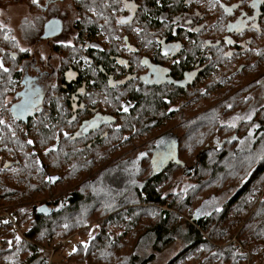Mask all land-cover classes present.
<instances>
[{
    "label": "flooded vegetation",
    "instance_id": "1",
    "mask_svg": "<svg viewBox=\"0 0 264 264\" xmlns=\"http://www.w3.org/2000/svg\"><path fill=\"white\" fill-rule=\"evenodd\" d=\"M21 6L33 19L23 16L18 27L36 49L21 48L4 18ZM55 109L61 135L92 172L88 186L109 200L124 198L96 189L111 170L128 174L132 192L167 166L161 174H173L166 181L173 188L162 193L176 197L210 172L202 171V156L221 170L229 156L251 157L247 166L233 164L249 169L235 183L213 189L212 173L204 180L192 222L212 220L250 184L255 241L264 235V183L252 178L264 139V0H0V157L15 154L11 142L33 145ZM185 141L189 158L181 154ZM138 169L150 173L143 182ZM50 200L36 205V215L43 206L63 209ZM231 243L237 264H252V251L235 237Z\"/></svg>",
    "mask_w": 264,
    "mask_h": 264
},
{
    "label": "trees",
    "instance_id": "2",
    "mask_svg": "<svg viewBox=\"0 0 264 264\" xmlns=\"http://www.w3.org/2000/svg\"><path fill=\"white\" fill-rule=\"evenodd\" d=\"M81 30L82 34H87L85 32L87 31L88 36H93L92 27L89 29L82 27ZM151 107L153 108L154 105ZM152 108L151 113H154L155 109ZM55 111L38 129L33 145L26 144V140L11 142L15 154L4 151L3 157H0V160L7 159L13 162L8 168L0 166V188L5 190L3 198L8 199V202L13 201L16 206L28 207V211L22 213V216L18 210L5 208L11 212L15 222L21 226L23 236L19 237L13 232L9 223H2L3 239L0 258L6 251L13 249L11 247L15 246L19 238L22 239L19 242L22 245L21 251L27 248L33 252L30 262L45 264L50 251H57L63 247L64 241L69 240L68 236L60 240L58 245L55 243L49 247L44 245V247L38 237L44 230L51 228L67 234L77 232L79 239L74 251L67 256L68 259L74 260V264L86 260L88 264H149L163 247L175 243L173 241L175 237L176 242L182 244L181 253L168 264H237L233 256L235 250H228L234 246L231 243L234 237L245 246L247 251H252L254 256L251 258L252 264H264V241H260L264 239V235H260L259 241H255L254 236L256 229L253 225L258 218L256 213L251 212L256 205V200L251 197L250 184L242 193L228 202L227 209L217 214L212 220H201L198 223L190 219L192 220L194 206L206 191L204 173L203 179H200L199 188L189 189L186 192L180 190L176 197L165 196L162 193V188L170 177L166 172L150 179L142 190H133V196L131 197L130 193L127 201L122 203L115 200L116 203H113L109 197L94 193L88 186L87 178L92 175V172L86 171L87 168L83 166L81 157L75 150L74 142L67 141V138L61 135V129L65 124L58 109ZM183 144L186 146L181 154L189 158L186 150L191 143L185 141L182 142ZM262 144H264V139L260 142V146ZM66 150H69L68 153ZM201 161L202 171H210L211 177L227 174L219 167L209 166L206 157L202 156ZM261 161L262 164L252 176L258 181L259 177L264 175V161ZM232 171L235 170L232 169ZM134 174L139 179L144 172H139L138 169V172ZM148 176L150 175H146ZM144 180L146 178L140 181ZM60 185L61 190L64 189L61 195L70 187H74L70 192L68 202L63 203L67 195L49 201L51 205H62L63 209L49 216L36 215L34 212L36 206L31 202L36 200L38 195H45L48 191L52 194L56 193ZM183 193L184 196L181 195ZM261 196L263 198L260 202L264 204V193L260 191L258 199ZM0 203L5 204V201L0 198ZM88 205H94L93 208L96 210L92 209L86 214L87 217L82 216L83 219L78 221L80 217L77 215L81 214ZM107 205H113L115 208L104 210ZM0 208H3L1 204ZM186 209L188 214L185 212ZM152 212L155 214H150ZM95 214L99 216L96 220H92L94 227L86 224L89 215L93 217ZM76 216L78 218L75 219ZM21 219H27L28 223H22ZM241 225H243L242 229H240ZM90 226L94 232L87 236L86 233L90 230L88 229ZM80 237L83 238L80 239ZM225 242L230 243L225 246L223 245ZM66 246L68 247L65 244L64 248ZM146 246L148 250L145 249ZM68 262L70 261L67 260V264Z\"/></svg>",
    "mask_w": 264,
    "mask_h": 264
},
{
    "label": "rangeland",
    "instance_id": "3",
    "mask_svg": "<svg viewBox=\"0 0 264 264\" xmlns=\"http://www.w3.org/2000/svg\"><path fill=\"white\" fill-rule=\"evenodd\" d=\"M23 16H29L31 18V20L33 19V17L30 16L29 11H27V8L24 6L11 8L4 14V18L7 17L8 20L10 21V25L13 26L14 32H15V38L17 40H19L21 48H23V49L24 48L36 49L37 46L32 44L31 41L29 42V41L23 40V34L21 31V28L18 27L20 25V22H21ZM68 24L70 25V21H68ZM42 45H44V44H39V47H41ZM45 49H46V52L49 51V48H45ZM185 146L186 145L183 144L182 148H184ZM255 155H256V157H255L256 161L258 159L264 161V144L261 145V149ZM231 157L232 156H229L225 159L226 164H225V167H223V169H222V171H226L227 174H219L217 176L212 177V188L213 189L220 186L221 184L227 185V184L235 183V182L239 181L240 179H242L245 175H247L249 169L245 172H241V170H238L236 166H233V164H244V166L245 165L247 166L249 164L248 161L251 160V157L250 158L243 157V158L238 159V160H234ZM1 162H2V159L0 160V164H1ZM231 165H232V167H230ZM232 169H234L235 171H232ZM204 174H205L204 179L207 180L210 176V173L206 172ZM127 175H128L127 173L123 172L120 169L111 170L110 172H108V174H104V176H102V178L99 181L96 189L100 192H104V193H107V194L112 195V196L120 197V196L124 195V198L122 197L120 200V202L122 201V203H123V202L127 201V197L129 196L130 193H131L130 196L131 197L133 196L132 192L130 191L131 187L129 185H127L128 184V176ZM146 175H150V173L146 172V173L142 174L139 179L143 180V178H146ZM169 176H170V178H172L173 174H171ZM180 177H182V175H180ZM185 181H189V180L187 178H185ZM259 182L264 183V175L259 177ZM169 185H170V189H167V186H169ZM172 188H173V183L167 182L163 186L162 192L166 193L167 190H172ZM72 189H74V187H70V189L67 190L65 193H63L62 195L69 194V192H71ZM63 190L64 189L61 190V185H60L57 188L56 193L52 194V192L49 193V191H48L45 195H38L37 199L32 201L31 204L36 206L37 204H41V203L46 202L47 199L50 200V199L59 198L60 196H62L61 192ZM7 191L10 192V190H6V192ZM96 193H97V191H96ZM3 195L5 196V190H2L0 188V198L2 201H5V204L0 203L3 208H9L10 210H12V209L18 210L21 212L20 216H22V213L28 211L27 210L28 207H25L24 205L16 206L13 201L8 202V199L3 198ZM181 195L184 196L185 194L183 193ZM111 201L113 203H116L115 200H111ZM93 206L88 205V207L84 208L83 212L81 214L77 215L78 217H80V219H78V221H81L83 219V217H87L86 214H88L89 211H92V209H95V208H93ZM19 208H20V210H19ZM110 208H115V206L113 207V205H110V206L107 205L104 207V210L110 209ZM180 210H182V209H180ZM180 210L178 212H180ZM185 212L187 213V209ZM99 214L97 216H99ZM150 214H155V213L152 212ZM77 216L75 217V219L78 218ZM95 216H96V214L93 217H90V215H89V217H88L89 219L86 220L87 221L86 224H91L93 226V221L97 219V216L96 217ZM153 216L154 215H152V217ZM153 218H155V216ZM153 220H155V219H153ZM183 220H185V219H183ZM190 221H192V220L190 219ZM21 222L22 223L23 222L28 223V220L27 219H21ZM21 225H23V224H21ZM58 225H59V223L57 224V227H58ZM18 226L20 227L21 232H22L21 226L19 224H18ZM24 229H27V227H24ZM88 229H90V230L87 231V233H86L87 236H89L91 233L94 232V229H91V226ZM68 236H69V240H66L63 242V247L57 249V251H55L53 253V258H52L53 264H67V260L70 261V262H68V264L69 263L74 264V260L68 259L67 256L72 251H74V248L76 246V242L79 239V236H77V232H70L67 234L66 232L63 233V232H59L58 230H52L51 228H49L47 230H44L41 233L40 237H38V240L41 243V245H43V246L45 245V246L49 247V245L55 244V243H57V245H58L60 243V240L66 239ZM83 237H80V239H82ZM20 241H22V239L16 240V242L14 244L15 246L11 247L13 249H9L8 251H6L2 255V257L0 258L1 264H32L30 262V259L32 258L33 252L27 248H25L24 251H21L22 245L19 244ZM173 241L175 243H173L172 245H168L166 247H163L161 252L156 253L155 258L149 264H168V262H170L173 258L178 256V254L181 253L180 249L182 248L181 247L182 244L176 242V237ZM65 244H67L68 247L66 246V248H64ZM87 248H88V245L86 246V249ZM145 249L148 250V247L146 246ZM151 251H152V245H151ZM79 264H88V261L87 260L81 261V262H79Z\"/></svg>",
    "mask_w": 264,
    "mask_h": 264
},
{
    "label": "built area",
    "instance_id": "4",
    "mask_svg": "<svg viewBox=\"0 0 264 264\" xmlns=\"http://www.w3.org/2000/svg\"><path fill=\"white\" fill-rule=\"evenodd\" d=\"M4 222L9 223L12 226L11 228H12L13 232L17 233L19 236H23L21 229L18 226V224L15 222V219H14L13 215L11 214V212L5 208H0V248H1V243H2V239H3V237H2L3 229L1 227V224ZM42 251H44V250H42ZM53 253H54V251L51 250L47 261H45V264H53L52 263Z\"/></svg>",
    "mask_w": 264,
    "mask_h": 264
},
{
    "label": "water",
    "instance_id": "5",
    "mask_svg": "<svg viewBox=\"0 0 264 264\" xmlns=\"http://www.w3.org/2000/svg\"><path fill=\"white\" fill-rule=\"evenodd\" d=\"M174 164H177V165H179L181 167L184 166V163L181 162L178 157H176V159L174 161ZM7 166H9V164ZM166 168H167V166H164V167H161L160 170H157V171L155 170L150 179L155 178L156 176L160 175ZM184 175H186V174H184ZM55 211H56L55 209L49 210L47 207L43 206V207H40L37 210V214L40 215V216H49Z\"/></svg>",
    "mask_w": 264,
    "mask_h": 264
},
{
    "label": "snow or ice",
    "instance_id": "6",
    "mask_svg": "<svg viewBox=\"0 0 264 264\" xmlns=\"http://www.w3.org/2000/svg\"><path fill=\"white\" fill-rule=\"evenodd\" d=\"M32 2H33V3H36V0H32ZM126 6L129 7L130 9L134 7L133 5H126ZM253 6H255V5H253ZM119 22H120V23H125L126 21H123V20H122V21H119ZM240 23L243 24V23H245V22H244V21H241ZM164 54L167 55L168 53L165 52ZM124 111H127V109L125 108ZM2 123H3V121L0 120V124H2ZM217 210H218V209H217ZM17 240H19V238H17Z\"/></svg>",
    "mask_w": 264,
    "mask_h": 264
}]
</instances>
